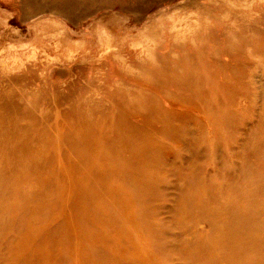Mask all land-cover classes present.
Listing matches in <instances>:
<instances>
[{
    "label": "rangeland",
    "instance_id": "374dc122",
    "mask_svg": "<svg viewBox=\"0 0 264 264\" xmlns=\"http://www.w3.org/2000/svg\"><path fill=\"white\" fill-rule=\"evenodd\" d=\"M82 110L93 111L92 125L117 116L122 132L145 135L152 146L157 138L150 134L156 137L164 122L170 132L188 133L161 139L162 164L159 154L145 153L150 181H161L151 196L157 214L150 222L171 241L172 264H182L198 238L181 209L191 191L186 177L172 173L173 163L186 164L176 151L185 158L194 138L200 143L234 131L240 178L242 164L250 165L249 181L238 180L240 193L258 189L264 203V0H0V170H7L0 204L24 193V205L0 211V264L120 260L112 244L104 251L88 235L94 229L86 222V200L95 198L97 182L91 175L84 184L68 139L80 128ZM204 147L209 154L200 151L192 166L216 180L219 162ZM221 150L236 168L239 159ZM32 164L39 170L20 181L16 174ZM240 196L233 188L227 204H240ZM77 232L82 243L74 240ZM132 240L120 238L117 256L144 260Z\"/></svg>",
    "mask_w": 264,
    "mask_h": 264
},
{
    "label": "bare ground",
    "instance_id": "6f19581e",
    "mask_svg": "<svg viewBox=\"0 0 264 264\" xmlns=\"http://www.w3.org/2000/svg\"><path fill=\"white\" fill-rule=\"evenodd\" d=\"M92 116L93 111H80V128L76 129V133L68 132L71 148L78 151L73 166L84 169V184L85 178L91 175L97 182L95 198L86 200L89 214L86 222L94 229L93 234L88 233V235L93 237L94 242L98 239L104 251H106V245L112 244L114 259H120L114 264H172L176 256L169 251L171 241L154 230V228H160L150 222V217L153 218L157 214L152 206L154 198L151 196L154 195L155 190L159 192L161 181L160 176L156 183L150 181L151 167L147 170L146 168L151 161L146 158L145 153L149 150L150 153L159 154L161 156L159 163L162 164L161 160L167 152V147L161 139L185 138L188 133L170 132V126L163 121L166 124L160 133L156 137L150 134L155 140L157 138V142L152 146L149 142L143 141L145 135L139 137L137 134L140 133L132 134L129 130V132H122L120 124H116L115 121L119 120L117 116L101 117L93 125L90 122ZM85 127L91 128L88 133H84ZM115 128L117 132H114ZM63 136L66 142L65 133ZM237 138L240 137L234 131L230 132L228 137L222 132L218 139L209 138L200 143L194 138L197 145L190 153L189 148L186 149L189 155L184 158V152L179 150L174 154L176 158H181L182 163L186 159V164L191 165L187 167L185 164L179 168L173 163L176 167L172 173L176 172L190 181V197L188 200L181 201V209L187 212V226L195 230L198 238L191 245L194 253L190 258L183 259L182 264H264V203L260 202L256 195L258 189L240 193V183L245 182V179L249 181L247 176L250 165L242 164L241 170L245 179L240 178V147H236L235 139ZM205 143L213 151L209 158L219 162L216 180L214 175H204L199 168L195 169L192 166L193 160L200 151H203L206 156L209 154V150H205ZM242 145L248 146V144ZM223 147L231 153L235 161L239 159L236 161V168H231L229 161L225 163L221 150ZM21 148L22 152L19 154H24L28 147ZM153 156L149 155V158ZM93 168L95 170L92 174ZM23 169L27 170L25 175L16 174L20 181L25 177L33 176L39 170L35 164L26 165ZM6 172L3 166L0 170L1 181L6 178ZM258 173H255L253 181L257 188L262 182ZM233 188L237 195H241L240 204L229 205L226 202ZM148 194L149 197H145ZM35 197L37 198V193ZM6 203L7 205L0 204V211L24 205L23 190L21 189L14 198L9 194ZM1 227L0 225V229ZM80 233L75 234L74 240L82 243L81 238L84 236ZM125 234L130 236V240L132 236L136 240L139 239V244L135 242L136 240L131 242L136 244L142 256L145 255L144 260L136 255L117 256L120 238ZM175 252L179 257L187 254L176 250Z\"/></svg>",
    "mask_w": 264,
    "mask_h": 264
}]
</instances>
